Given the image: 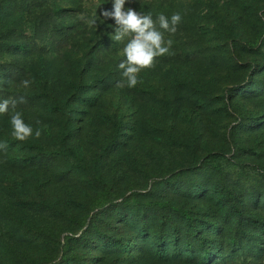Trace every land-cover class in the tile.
Segmentation results:
<instances>
[{"label":"rangeland","instance_id":"obj_1","mask_svg":"<svg viewBox=\"0 0 264 264\" xmlns=\"http://www.w3.org/2000/svg\"><path fill=\"white\" fill-rule=\"evenodd\" d=\"M113 3L0 0V101L41 131L0 114V264H264V0H126L182 17L135 88Z\"/></svg>","mask_w":264,"mask_h":264},{"label":"clouds","instance_id":"obj_2","mask_svg":"<svg viewBox=\"0 0 264 264\" xmlns=\"http://www.w3.org/2000/svg\"><path fill=\"white\" fill-rule=\"evenodd\" d=\"M125 3L126 0H114L112 9L103 11L102 15L105 19L114 21V33L110 36L112 40L120 42L128 38L123 47L124 58L118 65L121 80L117 82L116 87L135 88L142 82L140 79L142 71L153 68L158 57L170 54L173 40L165 39L164 32L175 33L182 17L178 12L173 13L170 18L161 13L154 20L151 13L144 14L133 8L125 9ZM88 23L90 26L98 27L95 17L89 19ZM21 83L24 88H28L31 82L23 80ZM20 102H24L23 97L20 98ZM16 106V100L0 101V114L11 113L12 137L18 141H26L33 136L38 139L41 136L40 129L34 130L26 123L22 113L16 110ZM39 123L37 121V124ZM7 147L6 142L0 143V151L6 152Z\"/></svg>","mask_w":264,"mask_h":264}]
</instances>
